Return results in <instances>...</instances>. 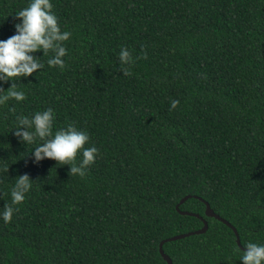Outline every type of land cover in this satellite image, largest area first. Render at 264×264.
<instances>
[{
    "label": "trees",
    "instance_id": "16d2710c",
    "mask_svg": "<svg viewBox=\"0 0 264 264\" xmlns=\"http://www.w3.org/2000/svg\"><path fill=\"white\" fill-rule=\"evenodd\" d=\"M26 2L0 0V39ZM52 4L70 32L64 67L37 51L43 67L11 81L25 98L0 105V209L17 174L33 180L0 218V264H167L159 242L203 224L184 210L208 228L163 243L173 264H243L204 201L242 247L264 244V0ZM48 107L54 131L88 133L93 161L81 164L82 150L72 162L36 160V142L14 135L18 116Z\"/></svg>",
    "mask_w": 264,
    "mask_h": 264
},
{
    "label": "clouds",
    "instance_id": "9594fccd",
    "mask_svg": "<svg viewBox=\"0 0 264 264\" xmlns=\"http://www.w3.org/2000/svg\"><path fill=\"white\" fill-rule=\"evenodd\" d=\"M52 8V0H27L25 6L14 11L16 20L13 24V34L5 39H0V84L8 83L7 88L0 89V105H3L10 98H14L16 101H21L25 98V92L11 81L29 76L33 74L34 70L43 67L44 62L40 56L35 55L37 51L42 52L46 58L47 65L59 68L64 67L65 61L63 57L67 50L62 42L69 39L70 32L61 30L58 17L52 11ZM50 51L51 55H49ZM119 58L122 65L132 60L129 50L124 47L120 49ZM127 73L128 70L125 68V74ZM171 103L175 107L177 101L173 100ZM54 116L55 113L51 107L35 111L30 116L20 115L14 121V124L17 125L14 135L29 145L36 142L37 146L33 153L36 160L48 157L54 158L61 163L72 162L77 150H82L83 159L81 164L86 165L93 161L97 152L96 147H84L85 142L89 139L88 133L78 129L71 123L54 131ZM18 125H26L27 127L21 128ZM41 140H43V143H39ZM4 168L7 169L8 165H4ZM70 172L83 175L81 168L75 164H72ZM32 181L26 173L15 176L10 190L11 203L5 204L0 209V218L5 223L11 219L14 212L12 205L24 200V194L31 188ZM190 197L192 196L190 195ZM190 213L189 215L194 216L197 214ZM237 251L240 253L238 259L243 264H264V244L246 242L243 248L238 247Z\"/></svg>",
    "mask_w": 264,
    "mask_h": 264
},
{
    "label": "water",
    "instance_id": "95a60500",
    "mask_svg": "<svg viewBox=\"0 0 264 264\" xmlns=\"http://www.w3.org/2000/svg\"><path fill=\"white\" fill-rule=\"evenodd\" d=\"M189 197H190V195H186L183 198H181V200L179 201V203L175 206L176 209L178 210L179 204L180 203H183ZM204 203H205V210H204L205 215L206 216H209V217H213V218L221 221L222 223H224L228 227H230L232 229V231L234 232L235 236H236L237 245L239 247L243 248L241 246V244H240V239H239V235L237 233L236 228L229 221H227L226 219L222 218L219 214L215 213L213 211V209L210 207V205L206 201H204ZM180 213H182V214H191L188 211H181ZM195 215L198 216V217H200L198 214H195ZM200 218L203 220V226L201 228L196 229V230H192V231H189V232H185V233L175 234V235L169 236L167 238H164V239H162L159 242V245H158L159 253L162 256V258L166 261L167 264H173V263H172L171 258L164 252V250L162 248L163 243L166 242V241H172V240H175V239H181V238L187 237L189 235L200 234V233L205 232L206 229H207V222L202 217H200Z\"/></svg>",
    "mask_w": 264,
    "mask_h": 264
}]
</instances>
